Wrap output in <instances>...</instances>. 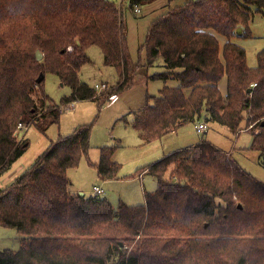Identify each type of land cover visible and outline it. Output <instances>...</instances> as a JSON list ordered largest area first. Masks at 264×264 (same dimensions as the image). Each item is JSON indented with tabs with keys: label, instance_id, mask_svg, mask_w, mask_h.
<instances>
[{
	"label": "trees",
	"instance_id": "1",
	"mask_svg": "<svg viewBox=\"0 0 264 264\" xmlns=\"http://www.w3.org/2000/svg\"><path fill=\"white\" fill-rule=\"evenodd\" d=\"M126 1L139 7L158 0ZM162 12L141 48L147 66L162 63L149 79L172 78L178 86H164L133 112L140 140L147 145L200 120L237 136L243 124L264 166V48L249 67L235 42L252 37L251 15L264 16V0H190ZM90 46L117 72L106 92L79 79ZM140 66L113 0H0V176L27 151L26 129L44 133L75 102L108 101L135 83ZM47 74L70 89L59 104L48 102L44 79L36 81ZM90 135V126L80 125L58 137L0 188V227L25 237L16 251L0 250V264H264V183L230 153L204 140L175 151L142 169L157 182L142 204L113 208L102 196L69 192L67 171L88 159ZM115 151L99 148L91 164L103 181L120 169Z\"/></svg>",
	"mask_w": 264,
	"mask_h": 264
},
{
	"label": "rangeland",
	"instance_id": "2",
	"mask_svg": "<svg viewBox=\"0 0 264 264\" xmlns=\"http://www.w3.org/2000/svg\"><path fill=\"white\" fill-rule=\"evenodd\" d=\"M113 1L121 6L132 61L134 63L141 61L140 76L132 86L119 93V99L110 97L105 102L101 100L78 101L63 109L59 123L49 126L44 133L39 132L33 126L26 129L25 136L29 141V147L23 156L14 163L11 170L0 176V188L8 185L15 176L29 168L51 142L56 141L60 136L71 134L80 125H88L91 128V149L88 159L82 158L76 168L67 171L70 181L69 192L72 194L81 193L88 198L94 195L93 187L100 186L106 191L102 197L107 198L114 208L120 201L129 206L144 202L142 191L152 192L156 180L149 174L145 175L143 182L132 178L138 176L139 172L157 159L158 155H162L164 152L168 153L177 147L187 148L203 140L210 142L219 150L230 153L245 171L264 183V166L259 153L249 150L252 134L244 130L243 124L239 135L234 136L216 123H208V129L200 133L196 130L197 124L194 126V123H188L156 142L141 145L138 133L132 127L133 112L143 108L146 103L151 104L150 96H156L158 90L164 86L174 87L178 84L175 80L163 82L149 79L152 75L163 71L161 60L155 62L151 67L147 66L145 64L146 52L141 46L144 44L151 21L157 15L168 9L169 6L173 8L190 0H175L170 4L166 0H158L139 7H129L126 0ZM249 29L252 33L251 38L239 37L235 39V42L246 52L247 66L255 67L256 55L264 48V16L260 13L252 14ZM220 44H223V40L220 41ZM86 54L90 58V62L81 68L80 81L93 88L95 84L101 82L105 83L107 88L114 87L118 81L117 72L114 67L104 64L100 49L97 46H90L86 49ZM225 83V78L218 83V88L222 93L225 91ZM43 86L50 104H59L70 93L69 87L61 86L58 78L53 74H47L44 77ZM117 145L119 147L116 148L113 160L120 165V169L114 180L103 181L98 177L97 170L91 165L98 160L99 150L97 148L116 147ZM173 169L174 166L171 165L165 174V180L170 178ZM24 240L25 237L17 231L0 227V250L16 251Z\"/></svg>",
	"mask_w": 264,
	"mask_h": 264
},
{
	"label": "crops",
	"instance_id": "3",
	"mask_svg": "<svg viewBox=\"0 0 264 264\" xmlns=\"http://www.w3.org/2000/svg\"><path fill=\"white\" fill-rule=\"evenodd\" d=\"M161 66H162V63H161ZM169 80H173V79L171 78V79H169ZM176 82H177V81H176ZM101 83H102V82H101ZM176 86H178V84L175 85L174 87H176ZM171 87H172V86H171ZM224 90L226 91V83H225V86H224ZM159 91H160V90H158V92H159ZM225 91H224V92H225ZM186 93L188 94L189 91H187ZM187 94H186V95H187ZM118 95H119V93L116 94V95H114V96H115L114 98H118V99H119ZM114 98H112V99H114ZM112 99H111V100H112ZM117 101H118V100H117ZM117 101H116V102H117ZM118 120H119V119H118ZM118 120H117V121H118ZM199 122H200V123H201V122H204L205 124L208 125V123L205 122L204 120H200V121L195 122V123H194V126H196V124L199 123ZM207 129H208V126H207L206 130H207ZM206 130H205V131H206ZM256 133H257V132H256ZM137 135H138V134H137ZM238 135H239V134H238ZM138 138H139V136H138ZM139 140H140V138H139ZM251 141H252V139H251ZM140 142H141V145H142V146L145 145V144L142 143L141 140H140ZM196 144H197V143H196ZM196 144H194V145H196ZM250 144H251V143H250ZM194 145H191V146H194ZM114 146H115V145H114ZM191 146H190V147H191ZM117 147H119V146L117 145L116 148H117ZM249 147H250V146H249ZM187 148H188V147H187ZM90 149H91V148H90ZM97 149L99 150V147H98ZM180 149H184V148H182V147H181V148H178V147H177V148L172 149V150L169 151L168 153H167V152H166V153L164 152V153H162V155H158L157 159H155L153 162L156 163V162H158L159 160L163 159L164 157L168 156L169 154H171V153H173V152H175V151H178V150H180ZM89 152H90V150H89ZM114 154H115V153H114ZM114 154H113V156H114ZM98 160H99V152H98ZM98 160H97V162H98ZM112 160H113V157H112ZM113 161L115 162V160H113ZM97 162H96V163H97ZM153 162H152V163H153ZM152 163H151L150 165H152ZM153 164H154V163H153ZM150 165H148V166H150ZM146 167H147V166H146ZM145 175H148V171H147V170H144V171L139 172V175L136 176V177H134V178H132V179H135V180L138 179L139 182H140V181L143 182V179H144ZM130 178H131V177H130ZM152 178H153V177H152ZM112 180H114V179H112ZM135 180H134V181H135ZM107 181H111V180H107ZM94 187H98V188L102 189V190L104 191V194H106V191H105L102 187H100V186H94ZM94 187H93V190H94ZM156 188H157V182H156V184H155L154 189H152V190L154 191ZM93 192H94V191H93ZM142 193H143V199H144V195H145L146 192L143 190ZM79 194H80V193H79ZM94 195H96V194L94 193ZM94 195H92V196H94ZM106 200H107V201L110 203V205L113 207L112 203H111L107 198H106ZM120 202H121V201H120ZM118 204H119V203H118ZM131 206H133V205H131ZM113 208H114V207H113Z\"/></svg>",
	"mask_w": 264,
	"mask_h": 264
},
{
	"label": "built area",
	"instance_id": "4",
	"mask_svg": "<svg viewBox=\"0 0 264 264\" xmlns=\"http://www.w3.org/2000/svg\"><path fill=\"white\" fill-rule=\"evenodd\" d=\"M256 84H252V87H254ZM107 85L105 83H100V84H95L94 85V90L96 92H104L105 90H107ZM115 96L113 95L111 98H114ZM207 126L205 123H199L196 126V130L200 133V132H204L206 130ZM94 193L98 196H103L104 195V191L98 187H94Z\"/></svg>",
	"mask_w": 264,
	"mask_h": 264
},
{
	"label": "water",
	"instance_id": "5",
	"mask_svg": "<svg viewBox=\"0 0 264 264\" xmlns=\"http://www.w3.org/2000/svg\"><path fill=\"white\" fill-rule=\"evenodd\" d=\"M236 33H237V35H240L241 34V29L240 28H238L237 30H236ZM41 58H42V54H41V52L40 51H37L36 52V59L37 60H41ZM44 79V75H40L38 78H37V83H40L42 80ZM79 195H81V196H83V194H79Z\"/></svg>",
	"mask_w": 264,
	"mask_h": 264
}]
</instances>
